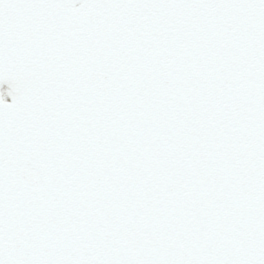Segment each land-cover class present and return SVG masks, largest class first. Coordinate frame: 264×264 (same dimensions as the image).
I'll use <instances>...</instances> for the list:
<instances>
[{
	"label": "snow or ice",
	"instance_id": "6c2138e0",
	"mask_svg": "<svg viewBox=\"0 0 264 264\" xmlns=\"http://www.w3.org/2000/svg\"><path fill=\"white\" fill-rule=\"evenodd\" d=\"M0 264H264V0H0Z\"/></svg>",
	"mask_w": 264,
	"mask_h": 264
}]
</instances>
